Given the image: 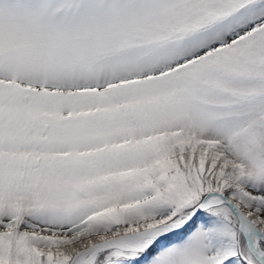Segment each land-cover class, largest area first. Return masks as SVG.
<instances>
[{
    "label": "snow or ice",
    "instance_id": "obj_1",
    "mask_svg": "<svg viewBox=\"0 0 264 264\" xmlns=\"http://www.w3.org/2000/svg\"><path fill=\"white\" fill-rule=\"evenodd\" d=\"M0 264H264V0H0Z\"/></svg>",
    "mask_w": 264,
    "mask_h": 264
}]
</instances>
